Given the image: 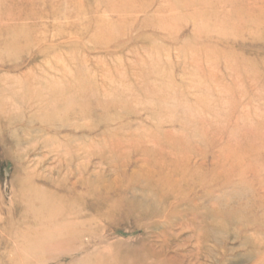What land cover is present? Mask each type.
Segmentation results:
<instances>
[{"label":"rangeland","instance_id":"374dc122","mask_svg":"<svg viewBox=\"0 0 264 264\" xmlns=\"http://www.w3.org/2000/svg\"><path fill=\"white\" fill-rule=\"evenodd\" d=\"M138 181L264 264V0H0V264H150Z\"/></svg>","mask_w":264,"mask_h":264},{"label":"bare ground","instance_id":"6f19581e","mask_svg":"<svg viewBox=\"0 0 264 264\" xmlns=\"http://www.w3.org/2000/svg\"><path fill=\"white\" fill-rule=\"evenodd\" d=\"M150 184V181H146V183H144V181H138L135 184L136 189L131 188L128 190L133 192L134 197L138 198L136 204L129 206L131 207V210L136 208V210L140 213L142 218L141 220L144 221V223L140 225L144 226V229L152 235V238H157L159 240V245L156 247L155 245L153 246L155 247V252L149 255L150 258H148L147 261H151L149 262L150 264H172V262L174 263L177 260H180L181 256L176 253L170 257L166 256V250L170 248H180L186 244H191L193 249L195 248L197 254L194 256L195 262L188 264H203L200 259H202V252L206 248L205 245L207 243V239L211 236L208 233L210 232L212 235H219L222 233L221 225L217 227L213 225L211 227L210 225H206L207 222L205 216L201 214L202 208L200 205H195L194 201H191L190 204L195 206L184 207V210L179 212L182 207L177 205L178 203L175 202L185 200L191 193L190 191L186 195L181 194L182 192L180 191L182 190L180 189V186H173L171 187V192L168 194H162V198H165L168 202L172 200L174 201L170 202L166 209L164 207L161 208L162 205L160 199L155 198V201L152 199L155 193L153 190L151 191V187H149ZM160 184L165 186L169 185L170 182L166 180V178L161 177L159 180L155 181V187ZM187 185L188 184L186 182L184 186ZM187 216H189L190 219H187ZM161 218L163 219L159 220ZM158 220L162 225L158 224ZM186 232H188V236L185 240L186 242L183 244L182 242H178L172 247V243H170V241L180 238L181 235ZM192 252H190V254Z\"/></svg>","mask_w":264,"mask_h":264}]
</instances>
